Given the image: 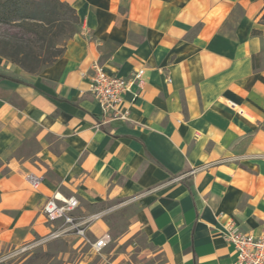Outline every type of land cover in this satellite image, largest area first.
I'll return each instance as SVG.
<instances>
[{"label": "crops", "instance_id": "obj_1", "mask_svg": "<svg viewBox=\"0 0 264 264\" xmlns=\"http://www.w3.org/2000/svg\"><path fill=\"white\" fill-rule=\"evenodd\" d=\"M60 1L80 19L61 58L33 74L0 56V254L52 232L44 206L61 193L78 217L128 206V233L165 264H234L226 225L264 231V1ZM96 64L145 70L130 121L103 117ZM105 217L89 241L110 232ZM62 240L59 258L89 244Z\"/></svg>", "mask_w": 264, "mask_h": 264}, {"label": "built area", "instance_id": "obj_2", "mask_svg": "<svg viewBox=\"0 0 264 264\" xmlns=\"http://www.w3.org/2000/svg\"><path fill=\"white\" fill-rule=\"evenodd\" d=\"M145 85V70L140 69L132 73L128 78H122L108 74L105 69L96 64L93 66L91 80V93L99 103L103 117L112 120L128 122L131 120L129 108L124 106V98L132 91L134 86L143 89ZM234 107V104H232ZM195 171L191 173L194 174ZM177 178L175 181L181 180ZM33 186L38 185V180H32ZM80 207V201L75 196H65L55 193L44 206V215L49 223L56 228L48 235L25 244L19 249L0 257V263L20 256L45 245L51 240L59 239L67 235H75L89 243L96 253H101L111 243V235L106 232L101 237L91 242L87 233L90 226L103 219L107 212H99L88 217H78L76 211ZM224 238L234 248L236 260L234 264H264V231L255 236L240 229L234 222L225 227Z\"/></svg>", "mask_w": 264, "mask_h": 264}, {"label": "rangeland", "instance_id": "obj_3", "mask_svg": "<svg viewBox=\"0 0 264 264\" xmlns=\"http://www.w3.org/2000/svg\"><path fill=\"white\" fill-rule=\"evenodd\" d=\"M0 54L5 57L9 55L23 57L44 55L45 52L37 38L30 33L21 32L18 24L8 25L0 22ZM42 70V67L37 69L38 72ZM131 214L128 206L121 204L105 217L110 226L112 240L101 253L94 252L92 247L86 244L82 248H71L67 256L59 258L60 250L66 252L63 244L60 245L64 238L61 237L0 264H19L29 255L31 257L23 264H165L164 257L143 233H136L134 230L128 233ZM50 246L52 248L47 252L42 251L43 248ZM8 251L9 249L5 252ZM5 252H1L0 257L6 255Z\"/></svg>", "mask_w": 264, "mask_h": 264}, {"label": "trees", "instance_id": "obj_4", "mask_svg": "<svg viewBox=\"0 0 264 264\" xmlns=\"http://www.w3.org/2000/svg\"><path fill=\"white\" fill-rule=\"evenodd\" d=\"M0 22L18 24L21 32L34 35L41 43L44 55L5 57L0 54L33 74L39 73L37 69L42 67L44 70L61 58L67 42L80 28L75 9L60 0H0ZM260 23L264 27V14ZM253 34L264 38V30H255Z\"/></svg>", "mask_w": 264, "mask_h": 264}]
</instances>
